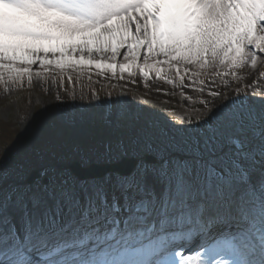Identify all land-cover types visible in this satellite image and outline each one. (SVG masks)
Wrapping results in <instances>:
<instances>
[{
  "label": "snow or ice",
  "instance_id": "6c2138e0",
  "mask_svg": "<svg viewBox=\"0 0 264 264\" xmlns=\"http://www.w3.org/2000/svg\"><path fill=\"white\" fill-rule=\"evenodd\" d=\"M262 56L264 0H0L6 90L34 76L68 72L71 81L95 70L178 85L187 106L173 122L111 101L120 136L106 155L132 163L103 176L51 164L25 183L31 161L6 165L5 144L0 264H177L171 250L183 244L202 249L184 264H264V112L230 103L264 100V90L253 79L188 103L194 89L205 95L210 78L209 87L222 75L245 83L238 70L264 67ZM66 94L77 99L75 89ZM79 99L100 97L81 89Z\"/></svg>",
  "mask_w": 264,
  "mask_h": 264
},
{
  "label": "rangeland",
  "instance_id": "374dc122",
  "mask_svg": "<svg viewBox=\"0 0 264 264\" xmlns=\"http://www.w3.org/2000/svg\"><path fill=\"white\" fill-rule=\"evenodd\" d=\"M264 60V56L260 58ZM264 70V67L258 62L257 68L252 69L247 66L244 69H240L237 75L240 76L245 83L236 82L231 75L215 77V81L219 83L212 84L209 87L211 78L206 81L204 86L205 95H200V90L194 89L188 94L193 99L188 102L193 105L199 106L201 100H205L210 95V91H223L229 95L231 93L225 84L230 85L233 89L237 86L247 87L253 79L256 81V85L264 90V76H260L259 72ZM68 72L65 73L63 79L60 76H49L46 80L40 81L35 76L33 77L32 84H29L25 79L22 85L8 86L7 90L3 85H0V150H3L5 144L9 139L14 140L15 144H12L13 154L8 158H5V164H15L21 162L27 158L31 161V170L24 181L28 182V178L31 175L32 167L38 168V173L43 168L49 167L51 164H56L57 167H70L71 162L78 161L82 167H89V164L104 165L105 163H117L108 159L112 153H107L108 148H112V144L109 139H113L114 142L118 138L111 137V129L117 125V115L113 107H110L111 101L121 100V94H125V98L128 96L131 98V103L128 102V107L135 110L137 107L144 110L145 104H150L153 107H159L156 109L157 114L168 120L184 119L186 118V104L185 98L179 96V86L173 88L165 82H156L155 79H150L147 85L144 81L137 76L134 81L128 79L127 75L123 80L118 78H109L110 74H106L104 77H97L95 70H89L88 75L83 77H77L73 75L71 81L68 80ZM89 75L91 79H89ZM169 85L165 86L164 84ZM75 89L77 99L72 100L66 93H70ZM83 90L86 95L95 93L99 95V100H80L79 92ZM22 91L23 94L19 97H13L15 91ZM111 92L112 95L108 96L107 93ZM143 97V99H141ZM132 100L135 102L132 103ZM126 101V100H125ZM146 102V103H145ZM220 101H217L219 103ZM230 103H246V105L254 109L257 113L264 111V100L257 99L255 97L240 98L238 101H231ZM85 110L87 114H81V110ZM260 109V110H258ZM39 112L42 117L46 119V123L41 126L42 130L47 129V125H50L51 129L56 130L58 136L50 135L52 130L50 129L48 134L50 138L45 140L42 138L40 142L46 143L49 148L42 149L36 153H40L43 157L36 155L31 150V141H33L34 127L37 123L33 119L35 112ZM80 116V118H79ZM78 117V118H77ZM103 118L106 122L107 133L105 141L104 138L95 136L93 128H96L94 121L97 118ZM177 127H184L183 125H176ZM55 127V128H54ZM15 128V129H14ZM53 130V131H54ZM67 135L65 136V133ZM15 134V135H14ZM19 140H17L18 136ZM37 136V135H36ZM109 136V137H107ZM39 137V136H38ZM67 137H71L74 144L69 145ZM91 137V138H90ZM47 139V138H46ZM62 139L67 141V147L62 143ZM85 143V147H81L76 144L77 141ZM105 141V143H103ZM112 141V142H113ZM229 145L225 143L223 151L229 150ZM95 149L92 152L81 154L79 149ZM113 149V148H112ZM63 150V151H62ZM52 153H56L63 157V159L52 160L50 158ZM129 158V157H128ZM17 159V162L14 160ZM13 161V162H12ZM85 161H87L85 165ZM120 161V160H119ZM118 161V162H119ZM258 176V174H253ZM39 178H35L33 181ZM13 182L12 180L9 181ZM32 183V182H31Z\"/></svg>",
  "mask_w": 264,
  "mask_h": 264
},
{
  "label": "water",
  "instance_id": "95a60500",
  "mask_svg": "<svg viewBox=\"0 0 264 264\" xmlns=\"http://www.w3.org/2000/svg\"><path fill=\"white\" fill-rule=\"evenodd\" d=\"M124 166L122 165H117V166H112L111 168L109 166L103 167L100 169V167H92L90 170L89 169H83L81 168L78 164H75L72 168L75 173L81 176H102L104 175L109 169L112 170H124L122 168Z\"/></svg>",
  "mask_w": 264,
  "mask_h": 264
},
{
  "label": "trees",
  "instance_id": "16d2710c",
  "mask_svg": "<svg viewBox=\"0 0 264 264\" xmlns=\"http://www.w3.org/2000/svg\"><path fill=\"white\" fill-rule=\"evenodd\" d=\"M146 111L147 112H151V113H156L157 112L156 110H154L151 107L150 108H146ZM35 120L37 121L36 126L37 125H41L42 123L46 122V119L44 117H42V115H38L37 119H35ZM94 125L96 126V128H93V131H96L95 133L98 134V129H101V127H103V125L105 127L106 124H105L104 120L103 121L101 120V121H99V123H96ZM115 134L116 135H120L119 131H118V133L115 132Z\"/></svg>",
  "mask_w": 264,
  "mask_h": 264
},
{
  "label": "bare ground",
  "instance_id": "6f19581e",
  "mask_svg": "<svg viewBox=\"0 0 264 264\" xmlns=\"http://www.w3.org/2000/svg\"><path fill=\"white\" fill-rule=\"evenodd\" d=\"M127 102L131 103V98H130V97L127 99ZM133 102H135V100H132V103H133ZM77 118H78V117H77ZM79 118H80V116H79ZM187 259H188V258H184V259H183V257H182L181 260L178 262V264H184V262L187 261Z\"/></svg>",
  "mask_w": 264,
  "mask_h": 264
}]
</instances>
